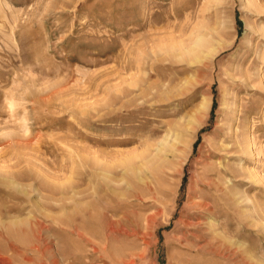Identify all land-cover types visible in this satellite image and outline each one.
<instances>
[{"label": "rangeland", "instance_id": "rangeland-1", "mask_svg": "<svg viewBox=\"0 0 264 264\" xmlns=\"http://www.w3.org/2000/svg\"><path fill=\"white\" fill-rule=\"evenodd\" d=\"M0 264H264V0H0Z\"/></svg>", "mask_w": 264, "mask_h": 264}, {"label": "bare ground", "instance_id": "bare-ground-1", "mask_svg": "<svg viewBox=\"0 0 264 264\" xmlns=\"http://www.w3.org/2000/svg\"><path fill=\"white\" fill-rule=\"evenodd\" d=\"M22 222V221H21ZM14 224H16V223H14ZM80 232H78V234H79ZM82 235V234H81Z\"/></svg>", "mask_w": 264, "mask_h": 264}]
</instances>
